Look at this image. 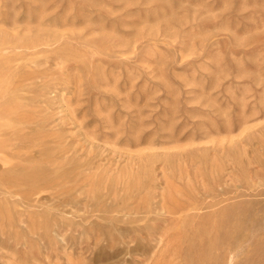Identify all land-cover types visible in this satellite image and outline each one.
I'll list each match as a JSON object with an SVG mask.
<instances>
[{"label": "rangeland", "instance_id": "obj_1", "mask_svg": "<svg viewBox=\"0 0 264 264\" xmlns=\"http://www.w3.org/2000/svg\"><path fill=\"white\" fill-rule=\"evenodd\" d=\"M0 264H264V0H0Z\"/></svg>", "mask_w": 264, "mask_h": 264}, {"label": "bare ground", "instance_id": "obj_2", "mask_svg": "<svg viewBox=\"0 0 264 264\" xmlns=\"http://www.w3.org/2000/svg\"><path fill=\"white\" fill-rule=\"evenodd\" d=\"M254 95H255V94H254ZM168 191H169V190H168ZM12 194H13V193H12ZM184 196H185V195H184ZM164 199H165V198H164ZM162 200H163V199H162ZM171 200H172V199H171ZM168 201H169V200H168ZM173 201H174V200H173ZM175 201H176V200H175ZM163 202H165V204L167 203L166 201H163ZM163 202H162V203H163ZM177 202H180V201H176V202H174V203L177 204ZM174 203H172V204H174ZM180 203H182V205L184 204L183 201L180 202ZM180 203H178V204H180ZM159 205L161 206L162 204H159ZM159 205H157V206H159ZM166 205H169V204H166ZM182 205H181V206H182ZM163 206H164V203H163ZM163 206H162V207H163ZM170 206H171V205H170ZM192 206H193V205H192ZM162 207H161V209H162ZM173 207H174V206H173ZM185 207H186V206H185ZM155 208H156V207H155ZM159 208H160V207H159ZM159 208H158V209H159ZM164 208H165V210H166V207H165V206H164ZM164 208H163V209H164ZM186 208H187V207H186ZM186 208H185V209H186ZM190 208H191V206H190ZM182 210H184V207H183ZM157 211H158V210H157ZM161 211H162V210H161ZM174 211H175V209H174ZM162 212H163V211H162ZM169 212H172V209H171V211H169ZM173 213H175V212H173ZM173 213H171V214H173ZM178 213H179V212H178ZM160 214H161V212H160ZM169 214H170V213H169ZM173 215H174V214H173ZM175 249H176V248H175ZM170 251H171V250H170ZM175 251H176V250H174V252H175ZM166 252H167V251H166ZM168 252H169V250H168ZM174 252H173V253H174ZM158 253H159V252H158ZM164 253H165V251H164ZM177 253H178V251H177ZM177 253H176V255H177ZM160 255H161V254H160ZM163 255H164V254H163ZM168 255H170L169 257H172V256H171L172 253H171V254H168ZM176 255H174V256H176ZM158 258H159V256H158ZM156 259H157V258H156ZM169 259H170V258H169ZM160 260H161V259H160Z\"/></svg>", "mask_w": 264, "mask_h": 264}]
</instances>
